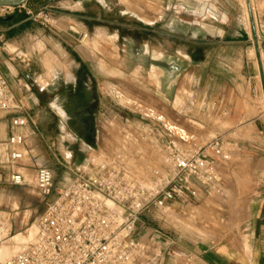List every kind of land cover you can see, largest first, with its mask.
Returning <instances> with one entry per match:
<instances>
[{
  "label": "crops",
  "instance_id": "crops-1",
  "mask_svg": "<svg viewBox=\"0 0 264 264\" xmlns=\"http://www.w3.org/2000/svg\"><path fill=\"white\" fill-rule=\"evenodd\" d=\"M149 1L160 10H144L143 16H136L151 15L156 18L152 24L167 16L171 7L178 9L179 48H175V55L179 56V97L174 94L169 101L166 90L159 105L154 102V107L146 108V115L168 137L181 143L201 145L221 137L227 146L221 152H211L215 173L208 185L190 181L182 195L168 203L164 229L152 223L151 213L145 212L137 221L134 236L161 240L164 251L158 264H264V41H259L264 35V0ZM15 10L16 18L0 21V70L16 99L29 109L38 132H33L30 125L16 129L26 135L21 147L23 157L8 163L6 141L12 131L11 114L0 111V194L24 185L25 176L19 169L33 168L34 180L41 165L55 175L54 163H40L37 156L50 153L56 160L52 147L59 131L69 128L68 108L60 100L63 90L57 89V84L78 80L88 88L97 84L82 43L89 33L103 29L105 21L104 0H28ZM168 61L160 64L166 75L176 66ZM137 66L154 68L152 63ZM152 97L155 95L150 92L147 98ZM93 101L98 103V95ZM93 111L85 113L80 122L86 131L83 138L87 147L98 135L90 120ZM164 120L177 127L179 134ZM157 126L153 128L159 129ZM51 127L55 132L49 131ZM171 138L141 144L134 165L136 177H144L142 173L146 172L143 159L155 156L152 146L166 140L175 142ZM25 156L28 161L22 167ZM164 170L169 172L166 166ZM11 172L20 173L24 183H9ZM68 176L66 182L71 178ZM204 208L211 217L215 211L244 210V218L236 224L237 234L231 236L233 232L227 229L219 238L212 235L218 219L210 217L206 226L209 230L203 233L199 216ZM189 218L191 227L186 223ZM11 239L18 244L25 236L18 232Z\"/></svg>",
  "mask_w": 264,
  "mask_h": 264
},
{
  "label": "rangeland",
  "instance_id": "rangeland-1",
  "mask_svg": "<svg viewBox=\"0 0 264 264\" xmlns=\"http://www.w3.org/2000/svg\"><path fill=\"white\" fill-rule=\"evenodd\" d=\"M157 9L160 10L149 0H104V27L98 29L101 34H97L98 31L91 32L82 43L84 54L91 59L90 68L96 74L97 84H92L89 88L80 80L76 83L57 84V89L63 90L60 100L68 108L69 128L59 131L58 141H55L52 147L56 160L50 153L37 156L40 163H54L52 191L47 196L38 191L35 187L33 168L25 167L28 161V156H25L23 159L25 165H22L25 169H19L25 176L24 185L21 188H9L8 193L0 194V226L2 227L0 245L2 243L16 245L11 237L18 232L29 237L19 246L32 243L38 217L44 211L46 204L52 202L60 188L67 183L68 174L60 164L56 163L57 160L64 162L63 155L66 158L71 155V161L75 160V162L86 155L102 157L116 148L124 147L123 138L126 133L143 137L142 143H150L159 140L160 137L171 138L151 116L146 115L148 111L146 108L154 107V102L159 105L160 96H165L166 90L169 91V101L174 94L179 97V56L175 55V48H179V17H176L178 9L175 6L171 7L167 16H163L155 24L152 23L156 18L151 15L146 18L136 16V14L143 16L144 10L154 12ZM37 41L38 39H35L34 43ZM150 57H153V60H150ZM166 60H170L169 64L176 65L167 75L161 70L163 67L160 65ZM141 62L152 63L154 68L140 69L137 65ZM150 92L155 98H147ZM96 95L99 97L98 103L91 102ZM176 102L179 103V98H176ZM91 110H96L93 111L95 115L91 116L90 120L98 135L93 136L91 147H87L83 138L85 129L81 127L80 122L81 118H85V113ZM149 114L156 116L151 110ZM164 123L174 133L179 134V129L173 124L167 120H164ZM154 125H158L159 129H154ZM53 130L51 127L49 131L53 132ZM171 139H174L179 146L188 145L173 137ZM56 142L59 143V148ZM152 147L155 149V156L146 158L144 164L145 166L149 164V168H146L145 173L141 172L144 176L141 177L143 180H150L149 176L154 175V171L164 170L165 163L162 160L160 147ZM165 211L152 208L148 212L151 213L149 219L152 223L161 229L165 228V214L169 210ZM208 212L205 208L200 211V230L203 233L208 232L209 228L206 226H209V217L218 219L215 220L217 231L211 229L215 232H212V235L217 238L227 229L233 232L231 236H235L239 230V225L236 224L245 216V211L240 209L215 211L214 217L209 216ZM171 218L179 219L172 215ZM191 222L190 218L186 221L190 227Z\"/></svg>",
  "mask_w": 264,
  "mask_h": 264
},
{
  "label": "built area",
  "instance_id": "built-area-1",
  "mask_svg": "<svg viewBox=\"0 0 264 264\" xmlns=\"http://www.w3.org/2000/svg\"><path fill=\"white\" fill-rule=\"evenodd\" d=\"M19 7L0 6V16ZM260 40L264 41V35ZM0 111L11 114L12 131L6 144L8 163H13L23 157L21 147L26 139L16 129L28 125L35 133L38 129L29 109L16 99L1 70ZM141 140L143 137L126 133L124 147L102 157L86 155L75 162L70 155L63 156L64 162L57 160L70 180L38 217L32 243L22 245L14 255L0 260V264H158L163 243L156 237L148 240L135 237L137 221L152 208L165 211L190 181L208 185L215 173L211 152H221L227 145L221 137L201 145L190 142L185 147L171 140L163 141L159 147L169 172L154 171L150 180H143L134 173ZM146 161L143 159V164ZM34 181L42 195H49L53 171L44 165L37 167ZM8 182L22 185L24 178L11 172Z\"/></svg>",
  "mask_w": 264,
  "mask_h": 264
},
{
  "label": "water",
  "instance_id": "water-1",
  "mask_svg": "<svg viewBox=\"0 0 264 264\" xmlns=\"http://www.w3.org/2000/svg\"><path fill=\"white\" fill-rule=\"evenodd\" d=\"M28 0H0V6H9V7H19L25 4ZM18 16V11L15 10L13 13L3 17L0 16V21L11 20L12 18H16Z\"/></svg>",
  "mask_w": 264,
  "mask_h": 264
},
{
  "label": "bare ground",
  "instance_id": "bare-ground-1",
  "mask_svg": "<svg viewBox=\"0 0 264 264\" xmlns=\"http://www.w3.org/2000/svg\"><path fill=\"white\" fill-rule=\"evenodd\" d=\"M0 231H2L1 226H0ZM30 237H31V233H30ZM28 239L29 237L25 236V239L23 241H20L18 244L15 245V248L12 253H11L12 248H10L9 245L1 244L0 245V260H4L6 258L11 257L21 247L19 246V244L26 242Z\"/></svg>",
  "mask_w": 264,
  "mask_h": 264
},
{
  "label": "flooded vegetation",
  "instance_id": "flooded-vegetation-1",
  "mask_svg": "<svg viewBox=\"0 0 264 264\" xmlns=\"http://www.w3.org/2000/svg\"><path fill=\"white\" fill-rule=\"evenodd\" d=\"M84 123H85L84 125H86V124H87V122H86V121H85ZM88 125H89V124H88ZM85 132H86V131H85Z\"/></svg>",
  "mask_w": 264,
  "mask_h": 264
}]
</instances>
